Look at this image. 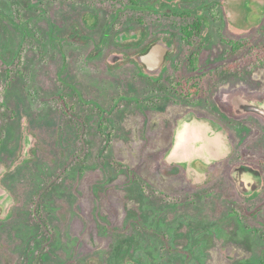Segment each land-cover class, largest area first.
I'll use <instances>...</instances> for the list:
<instances>
[{
	"label": "rangeland",
	"instance_id": "374dc122",
	"mask_svg": "<svg viewBox=\"0 0 264 264\" xmlns=\"http://www.w3.org/2000/svg\"><path fill=\"white\" fill-rule=\"evenodd\" d=\"M129 4L0 0V264H29L42 249L46 264H123L127 246L141 264H159L161 241L151 233L182 228L192 245L204 242L193 249L200 263L216 264L204 248L219 241L223 264H236V143L229 140L231 164L220 174L164 160L175 115L176 129L188 113L152 110L135 56L118 60L115 42L128 47L138 38ZM189 113L227 134L210 114ZM192 180L205 186L186 189ZM38 221L46 227L39 238ZM142 233L156 242L148 252ZM249 240L256 258L262 241Z\"/></svg>",
	"mask_w": 264,
	"mask_h": 264
},
{
	"label": "flooded vegetation",
	"instance_id": "af4514ba",
	"mask_svg": "<svg viewBox=\"0 0 264 264\" xmlns=\"http://www.w3.org/2000/svg\"><path fill=\"white\" fill-rule=\"evenodd\" d=\"M136 9L137 41L128 47L118 46L124 41L115 42L118 60L123 61L129 52L135 56L138 75L149 88L147 93L152 94V110L178 112L179 116L210 114L226 128L231 143H236V166L248 163L259 173L258 188L249 192H242L232 178L230 182L236 188V264H264V116L256 111L238 114L232 102L237 94L252 98L257 105L264 102V14L258 25L240 31L228 22L224 0H138ZM151 62L152 71L148 66ZM153 134L155 139L161 135L160 130V135ZM226 159L208 164L205 173L215 168L220 174L225 163L231 164ZM191 185L205 186L192 180L186 189ZM34 223L36 237L46 234L42 221ZM147 234L142 233L144 246H156ZM151 234L161 241L159 264H191V260L209 264L208 260L200 263L195 259L193 249L202 240L192 245L183 228L178 235L168 237L159 231ZM252 238L262 241L256 258L252 256ZM209 245L205 251L214 252L216 264H223V244L218 241L215 249L213 242ZM144 250L149 251L147 247ZM133 253L129 246L122 248L121 255H126L123 264H141L142 259L131 257ZM48 254L42 249L35 259L31 253L29 264H34V259L35 264H46Z\"/></svg>",
	"mask_w": 264,
	"mask_h": 264
},
{
	"label": "water",
	"instance_id": "95a60500",
	"mask_svg": "<svg viewBox=\"0 0 264 264\" xmlns=\"http://www.w3.org/2000/svg\"><path fill=\"white\" fill-rule=\"evenodd\" d=\"M224 5L230 25L241 29L255 25L258 17L264 13V0H224ZM148 66L152 71L154 62ZM234 104L236 112L256 111L264 116V102L257 105L253 101L236 98ZM230 151L228 136L218 124L188 113L178 121L171 147L164 160L180 164L188 172L196 173L197 165L207 166L222 160ZM230 176L242 192L258 188L261 181L259 173L247 164L232 167Z\"/></svg>",
	"mask_w": 264,
	"mask_h": 264
},
{
	"label": "trees",
	"instance_id": "16d2710c",
	"mask_svg": "<svg viewBox=\"0 0 264 264\" xmlns=\"http://www.w3.org/2000/svg\"><path fill=\"white\" fill-rule=\"evenodd\" d=\"M137 1L138 0H130V4H129L130 7L136 9L137 8ZM58 100L64 101V99L61 96L60 97L58 96Z\"/></svg>",
	"mask_w": 264,
	"mask_h": 264
}]
</instances>
